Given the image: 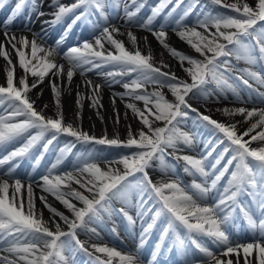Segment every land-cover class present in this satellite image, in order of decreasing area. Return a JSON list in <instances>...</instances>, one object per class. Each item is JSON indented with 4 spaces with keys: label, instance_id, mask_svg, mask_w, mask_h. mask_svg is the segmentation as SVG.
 <instances>
[{
    "label": "snow or ice",
    "instance_id": "snow-or-ice-1",
    "mask_svg": "<svg viewBox=\"0 0 264 264\" xmlns=\"http://www.w3.org/2000/svg\"><path fill=\"white\" fill-rule=\"evenodd\" d=\"M111 2L112 0H74L69 5L62 3L61 0H51V6L56 9L53 13L54 19L45 23L55 26L65 16L74 15L65 29V35L52 47H45L44 43L38 42V39L46 40V35L41 33L33 34L31 40L26 36L17 38L15 34H9L8 26L20 13L26 0H18L10 16L3 22L4 39L0 40V57L6 61V86L0 85V106L7 105V107L4 110L6 114L0 115V150H6L15 141L24 140V142L19 147L7 151L6 155L0 156V168L28 156L32 149L49 134L51 138L43 143L41 158L62 134L80 142L122 147L130 151L118 159L104 161L106 168H102L94 160L88 162V159H91L89 154V158L76 169L75 174L66 172L53 175L54 170L62 163L65 151H70V147L61 149V155L48 169V173L40 177L42 181L40 187L69 209L74 218L69 219L68 216L58 212L47 203L45 196H41L40 200L53 216H59L64 221L68 231H63L58 223L55 224L54 231L49 228L48 221L43 219L42 213L35 207V195L31 183L25 188L20 179H14L11 184L9 179H0V251L11 256V258L0 256V264H67L68 258L64 256V251L70 247L71 241H75V244L92 258L93 264H113L117 259L119 264H138L137 255L122 254L116 248L106 245H93L95 252L103 254L104 258L94 256L83 247L76 235L77 229L84 230L88 221L99 220L103 213L109 216L120 214L130 224L135 223L133 217L125 211V207L136 209V216L141 220L142 226L145 218L150 217L151 222L143 227L142 238L161 218L166 221V226L162 228L159 236V243L156 245L157 252L166 238L171 236L173 239L168 251L176 247L179 252L187 255L186 240H189L202 254L204 264H240L241 257L243 264H264V244L257 241L233 246L226 232L232 213L238 208L248 218L249 226L252 229L259 228L264 238V109L248 110L243 107L223 109L226 115L240 114L245 122L253 117H259L250 124V127L238 134L236 124L218 122L200 113L188 103V99L192 96H202L207 99L215 96L217 91L223 93L229 90L239 99L236 87L229 83V76L225 73L229 72L231 67L229 58L233 56L236 59H244L250 64L264 62V0H256L254 7L246 0H236L234 3H227L226 0H208L210 4L228 9L235 15L205 13L202 19L198 17L197 26L205 29L207 35L198 31L197 27L182 26V21L199 4V0L189 3L183 15L175 21L176 27L180 29L176 35L203 59H196L170 46L167 43L168 34L164 31L165 24L162 23L159 30L151 27L156 17L160 16L169 4L173 6L166 14L165 20L184 3V0H159L152 8L151 15L139 26L151 31L158 43L168 49L172 57L178 58L182 67L184 62L190 65L184 68V71L191 82L180 79L173 72L162 71L163 67H168L163 61L160 67L154 66L151 53L144 55L139 48L134 51L128 50L123 41L115 38L116 34H119V28L115 25L103 27L93 41L84 40L77 46L69 47L63 53L71 65L66 72L69 84L72 82L74 70H80L81 75H84L88 71L111 68V71H98V74L102 75L109 84L120 83L125 76L133 77L123 83L125 92L115 95H120L121 99L128 96L143 101V110L137 108L135 103H127L126 107L132 110L148 131L145 132L142 128L136 137L133 136L129 126L126 141H121L118 136L113 139H109L106 135L97 138L73 127L71 123L65 124L60 104V88L55 82H51L57 108L55 118L46 117L42 111L37 110L34 107L35 101L28 96L32 88L42 83L45 77L65 75L63 65H58L55 57L66 39L67 32L78 21L82 19L87 21L93 9L107 21L104 8ZM119 3L120 0H115L116 6H119ZM131 5L135 7V11L129 10L127 2L124 4L127 22H133L137 13L144 7L139 0H131ZM0 7H3V0H0ZM81 8L83 11L75 15ZM38 14L44 15L43 12ZM211 28H215V32L210 31ZM128 37L135 47L136 36L129 32ZM144 39L147 41V37ZM105 44L110 47L105 48ZM12 52H15L17 63L24 71V75L19 77L18 81L14 73L16 65L13 64ZM241 71L264 85V76L259 72L250 69ZM29 74L36 78L31 85L27 83ZM232 79L240 81L249 90H253L249 80L242 75L234 76ZM84 83L92 91L90 99L93 106H97L101 85L93 84L91 80H85ZM148 84L160 88L168 87L174 96V101L167 100L159 90L148 92L145 87ZM208 85H214L215 91L206 90ZM257 95L264 100V93L257 91ZM77 105L82 107L80 93H77ZM189 112H196L201 121L223 134L224 139L218 140L216 146L223 144L225 140L228 141V146L219 153L215 162L207 166L208 157L216 150V146L206 154L201 153L199 158L177 154L179 144L183 143L189 147L193 144V136L178 127L188 118ZM19 117L23 119H18ZM154 121L163 122V126L154 127ZM117 122H119L118 115ZM30 129H37L36 134L28 135L24 139ZM257 129L260 130L256 131ZM253 142H261V146L251 147ZM168 148L174 151L168 153L166 151ZM229 152L232 155L222 168H218ZM166 156H170L175 161H183V171L191 175L199 174L203 177L204 183H197L194 180L189 186L182 187L179 178L167 182L163 180L154 182L148 169L153 166L154 161H158L160 169L167 174L169 169L165 165ZM114 165H122V167ZM233 165L234 170L231 171L221 191L218 185ZM16 167L18 163L8 168L5 174L11 177ZM210 176L213 178L208 183ZM73 182L89 195L73 189ZM213 191L216 192L212 198L214 202L209 204L207 199ZM242 196H248L251 203H242L240 200ZM68 197L81 202L83 207H77ZM113 201H119L125 207L114 208ZM253 208L262 218L259 224L253 219ZM226 209L230 211L225 215ZM52 222L55 223L54 220ZM180 229L185 230L184 237L181 236ZM91 231L95 232V229ZM194 237L209 239L220 255L211 251L201 239ZM141 246L142 244L138 245V249ZM220 256L225 259H221ZM155 258L156 252L153 253V261Z\"/></svg>",
    "mask_w": 264,
    "mask_h": 264
},
{
    "label": "bare ground",
    "instance_id": "bare-ground-1",
    "mask_svg": "<svg viewBox=\"0 0 264 264\" xmlns=\"http://www.w3.org/2000/svg\"><path fill=\"white\" fill-rule=\"evenodd\" d=\"M11 0H9L10 2ZM151 2L158 3L159 0H150ZM207 1L206 7H210V3L208 0H203V2ZM9 2H6L5 6L1 7L7 8L5 10V13H8V9L10 8ZM227 3H234L236 0H226ZM251 6H255L256 0H246ZM123 3V0H120L119 6H114V10L111 14L107 15V21H105L104 17H102L100 14H97L95 16H91V18L95 21V23H91L87 19V21H84L83 19L81 21H78L76 25L73 26V28L67 32V34L71 33L75 29H81L84 32L92 31V32H98V30L102 27L101 24L111 23L114 21V24L117 28H119V34H116L115 38L119 39L124 42L125 47L130 50L134 51L136 48H139V50L144 54L148 55L151 53L152 56V63L154 66L160 67L161 61H163V64L168 65V67H163L162 71H170L175 73L177 77H179L182 80H188V82H191L190 77L188 74L184 71V68L189 67L190 65L187 62H184L183 67L181 66L180 61L178 58H174L170 55L169 50L163 48L156 38L152 35V32L149 31L146 28H141L140 26H136L137 24L133 22H127L125 12L123 9V6L121 5ZM189 3H194V0H184V3L181 4L179 8L176 9V11L173 13V15L181 14L185 7ZM41 6L46 13L41 16L39 20H35L34 18L29 20L26 17V14H28L31 11V8L27 6L25 8L23 18L21 19L22 23L18 21V19H15L14 22H12L8 26L9 34H15L17 38L21 36L28 37L29 40L33 38V34L35 33H41L46 35L45 41H40L38 39V42L44 43L45 47H52L55 46L54 44L50 43L51 36L50 32H48V29L51 28H58V31L61 32L62 35H65V29L67 26H64V22L61 24L60 22L62 20H65V22L72 21V14H69L68 16H65L59 23H57L55 26H52L49 23H45L46 21H51L54 19L53 13L56 10L53 6H51V0H35V3L33 5V9H35L37 6ZM171 8V4L168 5V7L164 10L163 13H166ZM201 10H204V8ZM10 12V11H9ZM143 13H147L146 8L143 9ZM165 14H162L164 16ZM202 14L199 18H203ZM178 19V18H177ZM7 20V18L0 19V37H4V26L3 22ZM162 24V23H161ZM159 24V25H161ZM197 24V19H196ZM139 25V24H138ZM21 27L17 29H13L12 27ZM26 27L29 28L25 29ZM169 34L167 38V43L176 48L179 49L181 52L194 57L196 59H203V57L196 53L186 42L182 41L177 35L176 32L180 29L176 27L175 22L171 25H167ZM154 29L155 27L152 26ZM160 28V27H158ZM192 28V27H187ZM200 29H203L199 27ZM159 30V29H154ZM211 31V29H210ZM133 33L137 40L135 47L133 46L131 40L128 37V33ZM89 34V33H87ZM145 37H147V41H145ZM1 40V38H0ZM94 38H92V41ZM78 42V44L82 43ZM110 46L105 44V48H109ZM30 51V50H29ZM67 51V50H66ZM65 52V51H64ZM61 49H58V54L55 57L56 63L58 65H63L65 75L63 77H57V76H47L43 80L42 83L38 84L37 87L32 88V90L28 93V96L31 100L35 101L34 107L37 108V110L42 111V113L48 117L51 116L53 118L56 117L57 108L55 105V97L52 92V86L51 82H55L59 88H60V104L62 105V112H63V118L64 123L68 124L71 123L73 127L80 129L83 132H87L90 136H95L97 138L104 137L105 135L109 139L116 138L117 136L121 141H126L128 139V133H129V126L131 128L132 134H134V126L142 125L139 119L136 118V116L133 114L131 109H128L126 107L127 103H135L137 108L143 110L144 109V103L142 101L134 100L131 97L125 96L123 99H121L120 95H115L119 93H124L125 89L123 88V83L128 82L133 77L125 76L122 78L120 83H112L109 84L107 80L102 75L98 74L99 72H103L104 69L100 70H92L88 71L86 74L81 75L80 70H74V76L72 79L71 84L68 83L66 72L68 68L71 66L68 62V60L63 56L64 53ZM40 55H43V53H40ZM12 60L13 64L16 65L14 69L15 76L18 78L24 75L23 69H21L17 63V58L15 52H12ZM5 67H6V61L0 57V85H5L6 81V73H5ZM109 69V68H107ZM35 77H32L30 74L27 77V83L31 85L35 81ZM85 80H91L93 84H99L101 85V88L99 90V104L97 106H93V102L90 99L92 96V91L90 88H88L84 81ZM262 85V84H261ZM148 92H152L154 90H159L163 94H171V91L168 87L160 88L159 86L154 87L151 84H148L145 86ZM264 87V85H262ZM49 92V97L43 98L44 92ZM77 93H80L81 97V105L82 107H78L77 105ZM115 95V102L113 103V97ZM173 96V95H172ZM174 97V96H173ZM218 97V99L216 98ZM205 99V98H204ZM203 108L202 111L213 112V119L217 120L218 122H224L225 124H236L237 125V131L238 134L245 131L248 127H250L251 123H254L259 117H253L250 121L245 122L244 117L240 114L235 115H226L223 112V109H234V108H246L248 110H251L253 108L260 109L261 105L258 102H245L243 100V97L239 96V99L237 98V95L235 93L226 91V92H216L215 96L209 97L202 101ZM47 105V107H45ZM102 105V107L100 106ZM7 105L0 106V115H4L5 108ZM219 109V110H218ZM117 115L119 116V122H117ZM18 119H23V117H19ZM158 127L161 126V124H156ZM260 129H257L256 131H259ZM37 131V129H30L28 133ZM219 133V132H218ZM222 133H219L218 135H221ZM253 135L255 132L252 133ZM27 136V135H25ZM67 135H60L56 141L53 142L51 146H49L48 150L45 153V157L43 159V162L39 167L36 166V168H33L31 163L29 162V159L34 158L36 152L38 150L43 149V143L46 142L48 137H50V134L45 137L43 141H41L36 147H34L31 151V155L29 158H25V160L22 162L21 166L19 167V170H15L13 175L9 177L5 173L7 172V169L10 168L13 164V162L9 164H5L2 168H0V179H9V183L11 184L14 179H20L21 182L25 185V188L29 183L32 184L33 192L35 195V207L38 210V212L42 213V217L45 221H48V226L51 230H55V224L58 223L63 231H68V226L64 223L63 220L60 219L59 216H53V213L49 211L47 207L44 206V203L40 200L41 196H45L47 199V203L51 205L53 208H55L58 212L63 213L65 216H68L69 219H73L72 212L67 209L59 200H57L52 194L43 191L40 185L42 184V181L40 180V177L43 176V174L39 173L42 169H45L46 171L51 167L53 163H55L58 156L61 155V152L58 150V145L60 144V141ZM198 137V135L196 136ZM73 138V137H72ZM75 139V138H74ZM245 139H248V137H245ZM77 141V140H75ZM216 142L211 143V147L216 146ZM86 145L84 142L77 141V148H82ZM208 142L207 141H201L200 139L196 138L193 139V144L190 148V150L197 151L196 148H199L201 150L203 147L208 148ZM261 142H253L251 144V147H260ZM216 153H219L222 150L223 145L216 146ZM7 150V149H6ZM6 150H0V156L5 155L4 153ZM227 159L232 155L231 152L227 153ZM79 159V158H78ZM76 159L74 154L72 153L69 157H66L65 154H63V160L62 163L54 170L53 174L58 175L61 173L70 172L69 169H72L74 174L76 173V169L82 165L84 161V158ZM116 167H121L120 165H114ZM157 165L153 163V166L148 169L150 175H154L156 173L152 172V170H157ZM86 175V174H85ZM211 179V178H210ZM72 188L77 191L84 192L85 195H89L83 188H81L79 185L72 183ZM67 191V189H65ZM220 190H223V186H221ZM216 195V192L210 193L207 200L212 199ZM26 197V192H25ZM68 199L71 200L73 204H75L77 207H83L82 203L68 197ZM111 225L104 223L103 221H88L86 223V228L84 230L77 229V231H82L86 234V236H82L84 241L81 240V237L79 235L80 241L84 242L85 245L89 246L90 248H93V245H101V246H108V247H114L118 251H120L122 254H132L131 249H136L137 245L133 241L128 240H139L141 239V233L143 231V226L139 225L135 221V223L130 224L125 217L122 216H115L111 217ZM55 221L53 223L52 221ZM147 220V219H145ZM160 221H164L163 218L160 219ZM230 223L235 228L240 225V221L236 220V218H233L230 220ZM92 224L96 225L93 226ZM109 227V228H107ZM159 226L155 230V234L153 237L156 236L159 230ZM92 229H95V232L91 231ZM115 231V234L114 231ZM116 233L127 236V239L122 240L124 238H120ZM107 240L116 241L118 242L116 245L112 242H109ZM261 244H264V242H260ZM235 246V245H233ZM6 247V245L4 246ZM218 256L220 255L219 252L216 253ZM0 256H10V254L6 252L0 251ZM221 259H225V257L220 256ZM233 260H235V257L233 256ZM254 260V256H253ZM113 264H119L118 259L113 261ZM200 264V262L195 263ZM240 264H243V257H241Z\"/></svg>",
    "mask_w": 264,
    "mask_h": 264
},
{
    "label": "rangeland",
    "instance_id": "rangeland-1",
    "mask_svg": "<svg viewBox=\"0 0 264 264\" xmlns=\"http://www.w3.org/2000/svg\"><path fill=\"white\" fill-rule=\"evenodd\" d=\"M140 3H143L144 5H146L145 0L140 1ZM157 4L158 3H156V4H154V3L148 4L147 9L149 11V14L146 17L143 15V13H141V11L143 9V8H141L140 11L137 13V15L135 17V19L138 21L137 24L143 23V21H145V18L147 20V18L151 15L152 8L155 7ZM206 4H207V2H205V1L203 2V0H199V4L196 5L195 8L193 9V11L187 17H185V19L182 21V26L185 27V28H187V27H197L198 31H201L205 35H207L208 33L205 31V29H200L197 26V24H196V19L198 17H200L202 14L210 13L212 15H216V14L235 15L234 12H232V11H230L228 9H225V8H221V7H219L217 5H214V4H211L210 7H206L205 8ZM201 8L202 9L204 8V10H201ZM104 9H106V8H104ZM130 11H135V8L131 9ZM168 11L166 12V14L168 13ZM158 17H159V19H157V17H156V19L153 21L152 25H153V27H155L154 29H159L158 28V27H160L159 24L163 23V24L166 25L165 28H164V31H166L167 34H169V30H168L167 25L173 24L177 20V18L178 19L180 18V16H170V17H168L167 20H165V17H163V16H158ZM106 26H108V25H106ZM211 31L215 32V28H211ZM96 35H99V34H96ZM221 42H223V41H221ZM68 45L69 46L71 45L70 41L64 40L63 44L61 45V47L68 48L69 47ZM229 60H230V64L231 63L239 64L237 62V59H236L235 56L230 57ZM258 62H260V61H258ZM249 64H250L249 62L245 61V65L246 66H248ZM261 64L263 65L264 63H261ZM109 71H111V70H109ZM229 83H231L233 85L235 84V82L233 80H229ZM152 86L157 87L156 85H152ZM254 86L257 89L252 90V92L256 94L257 91L259 92V88H258V85H256V84H254ZM246 88L247 87L244 86V85H240V86L236 87V90H237V93L239 94V96H241V97L244 96L249 101H251V99H258V97H256V96L251 98V96H249V95H252V94ZM207 89H213V91H215L214 85H208L206 90ZM242 91H245L249 95L243 94ZM164 96H165V98L167 100L174 101V97L171 94H164ZM47 97H49V92L47 93L45 91L44 94H43V98H47ZM203 100H205V99L202 96L201 97L192 96V97H190L188 99V103L193 108L198 109L200 113H203L204 115H208V116H210L213 119V112H210V114H208V112L202 111V108H203L202 101ZM158 123L161 124L160 127L163 126V122H159V121H154L153 126L154 127H158L156 125ZM222 123H224V122H222ZM178 127L180 128L181 131L187 132L190 135H192L193 138H196L195 133H197L199 139H201L202 141L214 142V141H218L220 139H224L223 138V134L218 135L219 133L217 131H215L212 126L207 125V123L204 122V121H201L198 118L196 112H189L188 118L185 119L182 123H180L178 125ZM142 128H143V130L145 132L148 131V129L145 126H143V125L134 126V129H133L134 130V134H133V136L138 137L139 131ZM29 135H34V134L31 133ZM76 145H77V142L74 141L71 136H66V137H64L62 139V143L60 144L58 149H59V151H61V149H67V147H70V151L66 150L64 154L68 156L74 150H76L75 154L78 156V158L85 157L86 159H88L89 158V154H91V159H88V162H92L94 160L95 162L99 163L102 168H106V165H105L104 161H111V160L118 159L120 156L128 154L129 151H130L129 149H125V148H122V147L105 146V145H100V144H96V143H86V146L82 147V148H77ZM220 145H223V149H224L225 147L228 146V142L225 140L224 143L220 144ZM178 149H179V151L177 152L178 155H192V156H195V157L199 158L201 153L206 154L208 151H211L212 147L208 148V149H205V150H200L199 153L198 152H192V154L189 153L188 150L186 151V146L183 143L178 145ZM223 149H222V151H223ZM166 151L168 153H172L174 150L172 148H168ZM218 155L219 154H217V155L215 154V151L212 152V155L208 157V162L210 161V163H214L216 158L218 157ZM101 157H103V158H101ZM225 157H226V155H225ZM225 157H224V160L221 161V164L218 165V168H222L223 167L224 164H222V163L225 161ZM38 159H39V161L42 159L41 158V154H39L38 158H36L34 160V163H33L34 165L37 164V160ZM153 163L160 167L158 161H154ZM183 163H184L183 161L182 162L175 161L170 156H166L165 157V165L169 169L167 171V174H165L162 170H152V172H154L156 174L150 175V176L152 177L154 182L157 181V180H163L165 182H167L169 180H174V179L177 178V177H174V176L179 174V173H177V171H178L179 167L181 165H183ZM120 166L122 167V165H120ZM232 170H234V168ZM70 171H72V170H70ZM229 177H230V175H227L226 177H223L222 180L224 178H226V181H227ZM222 180L220 181V183L222 182ZM197 183H203V181L201 179H199L197 181ZM182 185H185V186H182ZM188 185H190V184H188L187 182L181 184L182 187H186ZM126 208H128V207H126ZM148 222H151V221L149 220ZM145 227H146V225H145ZM70 245H72V241H71ZM71 251H72V247H71Z\"/></svg>",
    "mask_w": 264,
    "mask_h": 264
}]
</instances>
